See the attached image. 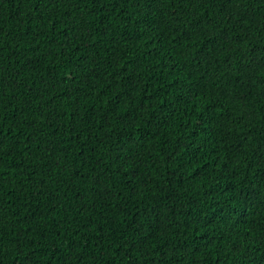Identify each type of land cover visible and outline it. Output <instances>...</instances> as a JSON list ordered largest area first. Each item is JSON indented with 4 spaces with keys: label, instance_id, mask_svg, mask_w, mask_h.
I'll use <instances>...</instances> for the list:
<instances>
[{
    "label": "trees",
    "instance_id": "obj_1",
    "mask_svg": "<svg viewBox=\"0 0 264 264\" xmlns=\"http://www.w3.org/2000/svg\"><path fill=\"white\" fill-rule=\"evenodd\" d=\"M0 264H264V0H0Z\"/></svg>",
    "mask_w": 264,
    "mask_h": 264
}]
</instances>
